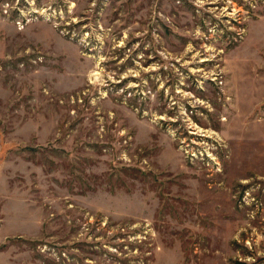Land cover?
<instances>
[{
	"label": "rangeland",
	"instance_id": "rangeland-1",
	"mask_svg": "<svg viewBox=\"0 0 264 264\" xmlns=\"http://www.w3.org/2000/svg\"><path fill=\"white\" fill-rule=\"evenodd\" d=\"M0 264H264V0H0Z\"/></svg>",
	"mask_w": 264,
	"mask_h": 264
}]
</instances>
